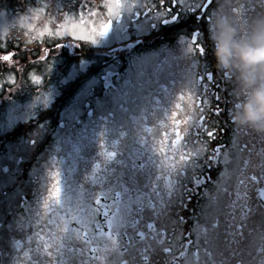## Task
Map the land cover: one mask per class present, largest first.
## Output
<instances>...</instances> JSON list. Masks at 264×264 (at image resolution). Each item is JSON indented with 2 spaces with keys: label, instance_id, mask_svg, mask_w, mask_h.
<instances>
[{
  "label": "flooded vegetation",
  "instance_id": "obj_1",
  "mask_svg": "<svg viewBox=\"0 0 264 264\" xmlns=\"http://www.w3.org/2000/svg\"><path fill=\"white\" fill-rule=\"evenodd\" d=\"M123 2L125 7L94 43L68 39L55 53L49 50L47 69L24 68L39 50L34 51L35 44L30 50L20 45L22 71L15 74L14 85L5 80L0 92L3 112L13 107L28 113L10 132L18 148L0 173V264L14 259L23 264H115L117 257L123 264H179L181 246L185 256L207 257L205 264H231L213 237L222 239L230 252L238 236L243 240L254 229L264 230L260 169L248 172L255 179L243 189L230 191L223 210L217 203L233 141L264 137V124L240 119L252 85L236 52L218 57L219 37L228 29L234 45H246L264 26V12L245 23L239 9H233L247 0H218L208 24L197 18L203 15L196 11L200 0H179L175 11L169 10L171 0L163 7L160 0ZM106 18V13L100 15L96 27ZM193 33L203 42V56L187 52ZM32 72L42 78L39 85L28 78ZM207 72L229 75L235 100L231 105L222 98L220 115L204 109L201 120L188 93L203 96L193 80ZM182 92L185 99L177 102L186 106L188 131L177 158L169 154L165 160L157 132L168 126ZM217 130L209 140L206 133ZM53 172L58 173L60 195L43 218L59 216L66 227L58 245L46 252L35 236ZM85 207L96 209L86 239L76 235L82 231L77 209ZM97 215L103 219L96 220ZM101 232L104 240L111 234L115 247L98 262L103 254L92 249L99 246Z\"/></svg>",
  "mask_w": 264,
  "mask_h": 264
},
{
  "label": "snow or ice",
  "instance_id": "obj_2",
  "mask_svg": "<svg viewBox=\"0 0 264 264\" xmlns=\"http://www.w3.org/2000/svg\"><path fill=\"white\" fill-rule=\"evenodd\" d=\"M165 0H160V7H163ZM79 3V0H78ZM218 5V0H200V3L196 6V11L203 13L202 16H198V19L206 20L208 24L211 23L213 15ZM131 6V5H129ZM181 4L179 0H171L169 10L175 11ZM77 5H73V10ZM125 4L123 0H99V2H89L84 5V9L79 12L62 11L60 5L56 0H35V6L27 7L23 15H17L9 18V16L0 11V71H10V74L5 78L8 84L14 85L16 83V73L22 71V67L19 65V61L16 59L18 52L21 50V35L23 36V50H30V45L37 44L39 54L34 57H30V62L40 63L43 62L49 55V41H58L64 37H70L72 39L84 42H95L98 35H103L111 22V17L118 13ZM239 9V13L243 22L246 23L247 18L264 12V0H247V2L239 3L233 10ZM189 11L192 9L189 8ZM53 11L55 15H53ZM106 13V20L102 22L99 28L95 27V21L92 20V24H89V20L85 19V14L90 18H98L100 15ZM47 14L48 19L43 23V26L38 30L35 22L43 19V16ZM179 13H177V16ZM177 17H174V19ZM59 21V23H57ZM26 29V30H25ZM13 33H17L13 35ZM43 44L41 48L38 45ZM11 45V47H10ZM56 47H59V43H55ZM187 52L193 56H203L205 54V48L203 42L198 37V34L193 33L191 40L188 42ZM28 78L33 84L39 85L41 83V77L37 76L34 72L29 73ZM197 83L200 84L203 96L194 95L188 93L193 100V107L196 108L197 118L203 120V117L199 114L207 109L211 115H220L221 113V100L226 98L225 103H234L235 97L233 89L235 87L232 82V78L225 74L214 72H207L203 75H198L193 80V86ZM211 99H210V98ZM185 99V93L182 92L177 95L172 109L169 113L166 124L168 125L162 131H158V150L164 155L165 160L168 159L169 154H173L175 160L177 156L176 152H179L178 145L181 142L182 136L188 131L187 125L189 124L188 113L186 106L181 103ZM181 101V102H177ZM214 102V103H213ZM231 110V108H230ZM229 110V112H230ZM164 125V124H163ZM161 125V126H163ZM217 131H208L206 133L207 138L212 140L216 137ZM241 133H243L241 131ZM217 145V149H219ZM231 165L230 170L226 171L223 175V182L221 184L220 192L218 193V206L223 210L229 201V193L237 186L243 189L245 184L254 180V176H249L248 172H252L255 169H260L264 172V137L254 135L251 139H241L237 137L231 145ZM179 159H184L183 154L178 156ZM226 163L229 162V156L226 154L224 157ZM242 166L247 167V172L244 171ZM52 182L48 190V196L43 201V212L41 213L40 230L36 234L35 239L40 242L41 250L50 252V249L57 246L61 236L64 233L66 227V221L61 217L55 216L48 219L43 218L45 212L53 211L50 208V202L58 203V197L60 195V187L58 182V173L53 172ZM95 204V201H93ZM99 208V205L96 206ZM79 212V224L81 225V233H77V237L87 238L88 228L90 221L93 220L96 209L83 208L77 209ZM96 220H102L103 217L95 216ZM62 224V227H58ZM112 222L109 221V227ZM99 231V229H97ZM83 234V235H82ZM104 233H100L101 239L97 241L98 247L92 249V253H102V257H98V262L104 259V256L108 254L110 248L115 247V240H113L111 234L107 237V240L103 239ZM216 243L218 251L222 256H228L231 264H264V230L257 232L255 229L245 235L244 239H239V236L232 241L230 246L225 245V242L219 237H213ZM109 241L111 243H109ZM187 241H185L186 243ZM212 242V241H210ZM179 255L183 256L179 264H205L207 257L197 259L192 255H184L183 247L179 249ZM27 258V254H25ZM12 264H23L22 261L14 259ZM115 264H123L122 261L117 259Z\"/></svg>",
  "mask_w": 264,
  "mask_h": 264
},
{
  "label": "clouds",
  "instance_id": "obj_3",
  "mask_svg": "<svg viewBox=\"0 0 264 264\" xmlns=\"http://www.w3.org/2000/svg\"><path fill=\"white\" fill-rule=\"evenodd\" d=\"M236 52L240 63L246 65L245 76L252 87L242 107L240 119L251 125L264 124V26L254 31L249 42L236 46L230 30L225 29L219 37L218 57L226 58ZM249 58L254 62L249 63Z\"/></svg>",
  "mask_w": 264,
  "mask_h": 264
},
{
  "label": "rangeland",
  "instance_id": "obj_4",
  "mask_svg": "<svg viewBox=\"0 0 264 264\" xmlns=\"http://www.w3.org/2000/svg\"><path fill=\"white\" fill-rule=\"evenodd\" d=\"M82 1V2H81ZM56 2L60 5L62 11L64 12H69L71 15V12L75 11V12H79L81 10L84 9V5H86L89 0H56ZM73 5H77V7L73 10ZM35 6V0H0V11H3L4 13H6L9 18L15 17L17 15H23L27 9V7H33ZM53 15H55L54 11H53ZM48 19V16L45 14L43 16V19H41L38 22H33L36 23L37 25V29L39 30L42 26L43 23ZM85 19L89 20V24H92V20L94 19L95 24L94 26L96 27V25L99 22L98 18H92L90 19L86 14H85ZM57 23H59V21H57ZM26 30V29H25ZM17 33H13V35H16ZM23 36L21 35V45H23ZM50 43V42H49ZM50 46H52L50 44ZM11 47V45H10ZM51 51V50H50ZM56 52V51H55ZM55 52H51V53H55ZM38 55V54H37ZM27 60V59H26ZM31 62L28 63V65ZM39 69H47L48 68V64L47 63H42L41 65L38 66ZM5 71H0V76L4 73ZM10 73L5 74V78L9 75ZM3 80L2 78H0V88L3 85ZM1 107V106H0ZM16 108L12 109H6L5 112L0 113V137L4 134V132L10 130L13 125V123L20 118H25L27 117L28 113L25 112H16ZM11 135L9 132L6 133L4 135V138L1 140L0 139V145L1 143L3 144V149H1L0 147V168L1 165L3 163L6 162V158H13L16 154V149L18 148L17 145L13 142H5V137ZM0 173H1V169H0Z\"/></svg>",
  "mask_w": 264,
  "mask_h": 264
}]
</instances>
